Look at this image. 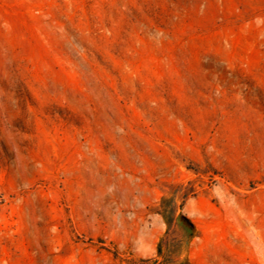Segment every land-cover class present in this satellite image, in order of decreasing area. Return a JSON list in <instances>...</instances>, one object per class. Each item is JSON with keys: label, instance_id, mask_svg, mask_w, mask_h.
Returning a JSON list of instances; mask_svg holds the SVG:
<instances>
[{"label": "rangeland", "instance_id": "rangeland-1", "mask_svg": "<svg viewBox=\"0 0 264 264\" xmlns=\"http://www.w3.org/2000/svg\"><path fill=\"white\" fill-rule=\"evenodd\" d=\"M264 264V0H0V264ZM188 192L187 196H183Z\"/></svg>", "mask_w": 264, "mask_h": 264}, {"label": "trees", "instance_id": "trees-1", "mask_svg": "<svg viewBox=\"0 0 264 264\" xmlns=\"http://www.w3.org/2000/svg\"><path fill=\"white\" fill-rule=\"evenodd\" d=\"M183 184L171 190L164 196L157 206L166 224V230L161 236L156 249V257L141 259L138 264H188V259H180L182 251L187 247L191 238L195 236L193 226L182 217V205L175 203V197L181 193ZM185 192L183 196H187Z\"/></svg>", "mask_w": 264, "mask_h": 264}]
</instances>
